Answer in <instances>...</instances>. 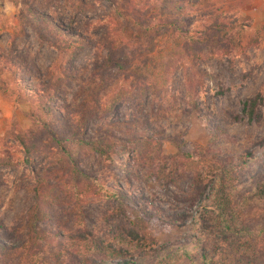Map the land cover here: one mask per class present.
Wrapping results in <instances>:
<instances>
[{"label":"rangeland","instance_id":"rangeland-1","mask_svg":"<svg viewBox=\"0 0 264 264\" xmlns=\"http://www.w3.org/2000/svg\"><path fill=\"white\" fill-rule=\"evenodd\" d=\"M131 1L0 0V264H200L195 222L209 191L176 155L232 162L231 207L244 202L248 225L264 219V201L249 198L264 182V33L257 47L225 56L209 10L190 11L194 65L185 49L167 83L112 105L131 79L122 68L146 57L156 15L134 18ZM216 19L238 21L246 41L264 26V0H224ZM169 29L156 25V45ZM58 30L83 48L58 51ZM258 95L250 120L244 108ZM38 100L46 127L33 125ZM9 133L32 143L30 158Z\"/></svg>","mask_w":264,"mask_h":264},{"label":"trees","instance_id":"trees-1","mask_svg":"<svg viewBox=\"0 0 264 264\" xmlns=\"http://www.w3.org/2000/svg\"><path fill=\"white\" fill-rule=\"evenodd\" d=\"M151 1V2H150ZM224 0H132L130 8L134 18H140L143 10L150 13L156 10V15L151 19L152 24L144 30L148 40L145 52L141 51L142 60L131 61L126 69L131 79L123 83L116 93L112 96L111 104L115 105L128 99L134 93V89L143 90L147 85L158 86L169 81V76L173 74L176 66L184 62L182 52L187 49L185 64L191 67L194 65L198 56L194 53V44L198 42L190 37L186 28L189 22L186 20V14L190 11L195 12L201 8H207L209 11L206 15L207 24L216 28L223 41V55L230 54L241 56L246 53L245 44H252L257 47L260 43V37L264 33V26L258 33L246 41L242 36L236 34L239 27L238 21H217V15L220 11ZM152 4L151 6L149 4ZM157 24L163 27L171 28L163 35L167 39L164 44H155L156 37L155 27ZM185 30V31H184ZM57 35L62 37L65 42L64 46L57 45L58 51L70 50L73 46L82 49V39L78 35L58 30ZM80 44V45H78ZM79 46V47H78ZM249 46V45H248ZM140 54V55H141ZM182 61V62H181ZM112 59H108L104 65H110ZM183 63V64H184ZM261 97L258 95L249 101L244 108L250 120H256L259 114L256 113L259 106L258 101ZM39 101V100H38ZM39 112L43 118L34 115L33 125L38 124L47 126V119L50 116L46 103L39 101ZM258 114V115H257ZM257 118H256V117ZM8 136L13 139L21 148L23 153L30 158L32 154V143H28L21 135L9 133ZM101 154L102 151L99 150ZM127 156H129L127 154ZM176 164H181L186 173H189L191 182L195 187L205 186L209 191L205 201L201 202L199 211L196 216L195 225L197 226V244L201 253L200 264H264V219L254 220L248 225L246 219L250 218L245 210L244 202L239 203L237 208H232L233 189L235 179L233 177L234 164L229 162L221 164L208 157H193L192 155H176L172 158ZM129 165L127 164V168ZM250 199L253 201H264V182L256 185ZM209 202L208 211L207 205ZM39 208L47 206L45 199H38ZM44 214V213H43ZM39 217V215L37 214ZM36 217V214H35ZM252 218V216H251ZM134 239L141 240L149 238L148 233L143 237L131 231ZM84 239V237H80ZM56 239V238H55ZM95 246H98L95 243ZM99 255H107V259H116L120 256V251L100 247ZM110 250V251H108ZM183 257L188 258V253L183 251Z\"/></svg>","mask_w":264,"mask_h":264}]
</instances>
